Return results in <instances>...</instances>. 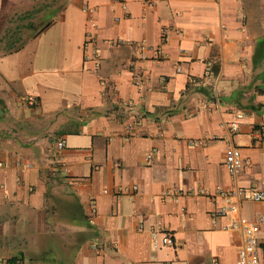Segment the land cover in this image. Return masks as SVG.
Wrapping results in <instances>:
<instances>
[{
	"label": "crops",
	"instance_id": "crops-1",
	"mask_svg": "<svg viewBox=\"0 0 264 264\" xmlns=\"http://www.w3.org/2000/svg\"><path fill=\"white\" fill-rule=\"evenodd\" d=\"M235 186L264 188V0H0V264H237L239 231L212 215ZM159 224L174 245L152 246Z\"/></svg>",
	"mask_w": 264,
	"mask_h": 264
},
{
	"label": "built area",
	"instance_id": "built-area-1",
	"mask_svg": "<svg viewBox=\"0 0 264 264\" xmlns=\"http://www.w3.org/2000/svg\"><path fill=\"white\" fill-rule=\"evenodd\" d=\"M153 0H145V2L151 3ZM88 14V27L90 30L87 32V38L85 41L86 46H93L95 53L98 54V47H96V39L93 35L92 30L97 26L96 19L94 17L95 8L86 6L84 7ZM164 36V34H163ZM117 41L104 40L103 44L113 45ZM140 58H147V51L150 49L154 53V59L159 61L162 55L161 46H148L145 42L138 44ZM96 65L98 66L99 59L98 56L94 55ZM133 82L135 85L140 86L144 81V74L140 71L134 74ZM27 103L33 105L36 100L33 97L27 98ZM133 121L126 124L127 134L125 138L130 136V131L133 127ZM238 123L232 121L230 123V129L232 131L238 130ZM190 144L198 145L200 142L198 140H189ZM65 146L63 139L58 140L56 143L57 151H61ZM151 158L150 154L146 155V159ZM225 167L228 173L236 177L241 171L244 160L241 156L240 148L229 143L225 150ZM64 169L65 166H63ZM136 188V186H133ZM165 194H170V190L164 192ZM216 194L222 200V203L218 204L212 211V215L216 217L225 218V222L222 224L223 229L237 230L240 234V243L237 248V264H261V252H264V242L261 241L259 233L261 229V224L264 223V213L258 215L255 220H250L247 216L241 214L240 206L238 204L239 198H246L251 201H264V188L248 187L244 188L241 186H235L231 189L218 188ZM179 195V192L176 194ZM177 196H175L176 200ZM140 227H142L140 225ZM151 244L154 248H158L161 245H174L173 235L166 227L162 225L155 226L150 230ZM19 264H30L29 260L22 258L18 260Z\"/></svg>",
	"mask_w": 264,
	"mask_h": 264
},
{
	"label": "trees",
	"instance_id": "trees-1",
	"mask_svg": "<svg viewBox=\"0 0 264 264\" xmlns=\"http://www.w3.org/2000/svg\"><path fill=\"white\" fill-rule=\"evenodd\" d=\"M27 26H28V24H26L25 27H27ZM16 34H17V32H15V31H10L9 29H6L1 39L6 38V37H7V38H8V37L11 38V36H14V35H16ZM29 37H30V36H27V37H25V38H23V39L19 37L18 39H16L17 42L7 44V46H6V50H7V51H14V50H17V49L21 48V47L23 46L24 42H25Z\"/></svg>",
	"mask_w": 264,
	"mask_h": 264
},
{
	"label": "rangeland",
	"instance_id": "rangeland-1",
	"mask_svg": "<svg viewBox=\"0 0 264 264\" xmlns=\"http://www.w3.org/2000/svg\"><path fill=\"white\" fill-rule=\"evenodd\" d=\"M32 15H34L33 18H35V16H36L37 14L32 13L31 16H32ZM27 17H29V16L27 15ZM23 21H24V20H23ZM27 22H30V21L27 20V19L25 18V23H27ZM34 26H35V28L37 27V26H36V23H35ZM34 26H33V27H34ZM35 28H34V29H35ZM29 33H30V30H28V28L24 27V31H23V33H19V36L23 35L22 37L25 38V37H27V36L29 35ZM20 34H21V35H20ZM5 41H6V39L3 41V43H4L3 47H6V46H7V43H6ZM1 47H2V46H1Z\"/></svg>",
	"mask_w": 264,
	"mask_h": 264
}]
</instances>
